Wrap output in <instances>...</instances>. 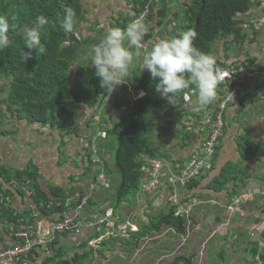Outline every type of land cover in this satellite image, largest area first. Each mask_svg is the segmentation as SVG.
<instances>
[{
    "label": "crops",
    "instance_id": "0c3cea01",
    "mask_svg": "<svg viewBox=\"0 0 264 264\" xmlns=\"http://www.w3.org/2000/svg\"><path fill=\"white\" fill-rule=\"evenodd\" d=\"M140 1L84 0L86 20L81 26V33L84 39L90 41L87 45H93V38L97 34L99 39H101V34L103 36L109 29L117 27L121 20L131 19L134 15V9ZM256 1L258 2L247 13L236 16L239 34L224 37L214 43L211 56L215 58L216 63L225 65L226 68L232 65H245L250 69L257 70L264 68V0ZM189 4H191V0H171L169 3L159 5L157 7L159 11L164 6H168L167 17L163 24L159 18V13L143 22L147 29L145 35L152 34V37L147 42H143L144 48L150 49L158 40L170 37V32L181 25L185 7ZM84 50L85 52L80 56V62L81 59L83 60L82 56L87 50L85 46ZM136 63H139V71L143 72L140 61L136 60ZM85 65L88 66L86 63ZM78 66L79 64H76L73 70H77ZM125 81L127 83L128 79ZM124 85L123 83L120 84V92H115V94L111 95V98L106 101L103 107L90 109L82 106L79 108L76 126L77 135L75 133L62 132L57 128H52L50 125L30 123L28 120L7 119L0 128L9 129L12 132L0 136V166L11 169H23L29 164H34L39 174L37 184L42 191L51 196L55 187L65 188L69 195L70 193L74 195L72 196L73 198L70 197L68 200L71 201L73 199L75 203L72 202V204L76 205L78 202L76 199L81 195V191L84 190L83 192L85 193L91 190L96 183L94 180L96 173L87 175L85 173L90 170V167L93 170L95 166L97 167V164L93 161L92 153L85 149L80 139L87 133H91L90 128L94 123V116L98 115L96 118L107 117L112 120V118L120 115L121 106L117 103L114 104V100L117 95L122 94ZM0 90L2 91V88ZM225 95L226 91L222 89L221 85H218L216 101L202 111L196 110L198 107V94L193 95L192 92L188 100L182 98L176 104H168L169 108H176L175 112L163 114V111H159L154 113V117L157 118L160 127L167 126L171 128L176 126L182 129L184 133L182 137L175 139L162 138L161 136L157 138V141H159L158 147L161 146L160 150L170 156L171 162L176 161L178 165L180 164L179 162L183 164L187 162L195 151L197 152L196 142L200 141L201 138L199 137L200 139L198 138V140L194 138V141H191L189 134L193 131L188 128V125L193 121L191 126L198 134L197 129H200V126H204L207 119L217 112ZM123 100L126 101L125 96ZM99 110L101 112L97 114ZM224 121V134L221 137L214 164L211 169L206 170L207 172L199 188L190 193L191 197H194L195 202V207L190 208H193L190 215V223L193 220L196 222L194 226L190 224L191 236L187 242L190 246H188L187 253H184V255H195V249L198 248L201 239L205 241L209 234L212 233L216 237L212 236L211 239L213 240L208 249V256L211 261L221 262L220 264H252V257L248 252L249 244L239 243V237L235 232L240 231L243 226L250 222L253 224V219L261 222L255 218H258L264 210L263 80H253L242 88L228 105L224 114ZM158 134L159 132L157 131L154 135ZM198 135L200 136V134ZM241 137H247L251 143L261 144V147L256 151L251 148V153L248 157L243 159V163L233 171L238 173L241 169L245 170L244 180L238 181L237 184L246 185L241 188L239 196L230 199L231 188H222L217 191L210 188L209 185L221 175L227 164L237 163L242 159L238 143L239 140L241 141ZM103 143L105 154L108 156V165L111 166L113 147L110 137ZM92 161L93 166H91ZM7 178L0 176V250L15 244L14 235L19 229L28 231L32 236L44 233L48 228L49 222L55 216V214L43 215L41 213L40 204L37 205L35 201L36 188L33 186L32 181L18 183L15 178ZM176 190L178 195L176 202L179 200L181 202L184 198H187L189 191H185L179 185ZM107 191L103 185L100 188H96L92 197L100 205H88V208L85 209V214L91 211L106 212L110 210L113 211L116 219L120 218V215L114 210L112 202H103V200H108L106 197ZM168 193L171 195L168 185L165 187L161 186L155 192L144 193V195L139 193L136 201L139 210L134 214L138 227L139 222L146 220L147 215L152 213L150 211L151 208H160L166 204ZM183 195L185 196L181 198ZM103 204L105 207L102 206ZM150 204L152 207H150ZM125 205L126 207L121 209L124 216L129 215L128 211H130L127 209L128 202ZM239 207L241 210L240 216L237 215ZM219 217H221V222H218ZM125 218L128 217L126 216ZM204 222L205 224H203ZM215 224L218 226V231L214 229L216 227ZM221 231H225L226 235H222ZM162 234H165V232ZM91 235V231L83 230L78 234H65L59 240L62 246L69 247L74 244H80L82 241H87ZM157 236L155 235V237ZM171 240H174V238L164 236L152 245V250L148 253L159 256L175 255L177 251H170V249L162 246L163 244H169ZM187 243H184L185 246L188 245ZM215 248L221 250V254L218 257L225 256L224 260L219 261L213 258L212 252ZM226 249L228 252L224 253L223 251ZM45 251L49 252V246L34 251L42 253V255L37 257L35 253H32L28 257V262L33 264L32 257H34L40 263L46 255ZM178 254L183 255L181 253ZM139 259L141 260V257ZM149 264H153V262H149Z\"/></svg>",
    "mask_w": 264,
    "mask_h": 264
},
{
    "label": "trees",
    "instance_id": "16d2710c",
    "mask_svg": "<svg viewBox=\"0 0 264 264\" xmlns=\"http://www.w3.org/2000/svg\"><path fill=\"white\" fill-rule=\"evenodd\" d=\"M83 1L0 0V15H5L9 19V36L12 41L8 49L0 52V78L8 81L6 94L3 95L0 90V126L7 119L28 120L30 123L50 125L62 132L73 134V130L77 126L80 107L84 106L90 109L103 107L113 95V92L109 94L101 88L99 78L94 75L95 70L88 68L82 59L80 62V56L85 52L84 46L90 43L84 39L81 33V26L86 20ZM148 2L149 0H141L134 9L133 17L129 20H121L117 27L123 29L132 20L139 18ZM257 2L256 0H191V4L185 7L181 25L170 32V37L176 35L179 30L191 29L197 34L193 42L195 46L211 55L216 41L239 34L236 16L247 13ZM67 7L76 11L77 23L74 30L66 34L61 29L59 20ZM167 8L166 5L160 11L159 9L152 10L149 19L159 13L163 24L167 17ZM40 15L47 19L46 25L41 29V44L45 47V53L38 57L36 50H32V57L25 65L20 62V53L27 50L24 48L22 38L17 33L23 27L31 25L33 20ZM79 35L80 39L77 37ZM151 37V33L145 35L143 42H147ZM76 64L79 66L77 70H73ZM215 66L219 71L226 68L225 65L219 63H216ZM127 79L128 82L123 87V94L131 98V115L124 117L121 121H119L121 113L112 120L101 117L102 122L107 125L105 127L107 136L116 134L119 140L115 166L120 176V183L116 192L115 204L112 203V206L120 215V218L117 219L118 223L122 222L123 224L128 220L125 218L126 216L134 217L135 212L139 210L136 201L140 192L142 167L146 163L145 159L165 160L177 172L182 167L181 162L179 165L176 164V161L171 162L170 156L166 153V157H161L151 138V135L155 134L159 128L157 118L153 117L154 113L165 109L169 102L156 92L155 82L151 79L148 71L144 70L137 80L130 76ZM194 89L195 86H190L189 89L179 94L176 100L184 99V95ZM125 109L126 107H121L120 110L124 111ZM175 111L176 108H169L166 114ZM100 112L99 110L97 114ZM152 114L153 116H151ZM96 116L93 118L94 122ZM11 132L12 130L0 128V136ZM238 143L242 159L237 163L227 164L221 175L209 185L210 188L217 191L222 188H231L230 199L239 196L241 188L246 185L237 184L238 181L244 180L245 170L241 169L238 173L233 171L243 163V159L248 157L251 148L256 151L261 147V144L251 143L247 137H241V141L239 140ZM102 147L104 151V143ZM193 156L194 154L188 160ZM214 160L208 170L212 168ZM91 166H93V161ZM106 167L109 177L115 175L114 169L108 163ZM206 172L205 170L183 185L167 182L171 195L168 193L166 204L160 208H151L152 213L147 215L146 220L139 222V230L130 232L129 237H115L112 234L106 236L105 232L94 231L90 238L82 243V246L73 254L69 252L75 247L62 246L58 239L59 241L49 245V252L45 251L46 255L40 263L32 257L33 264H93L92 257L97 254L104 256L114 242L128 241L130 249L135 250L143 239L162 232L164 228L172 230L178 237L187 236L190 233V224L194 226L196 221L193 220L190 223V215L183 212L176 216V212L177 210L187 211L191 207H195L194 197H191L190 193L199 188ZM90 173L93 174L92 167L85 175ZM0 176L9 179L15 178L18 183L32 181L36 188L35 201L37 205L40 204V211L43 215L59 214V218H62L69 211L67 201L74 195L72 193L69 195L67 189L62 187H55L52 190V195H47L37 184L39 174L34 164H29L23 169L0 166ZM94 177L97 182V172ZM178 185L189 192L187 198L175 204L171 197L177 195L176 187ZM83 191L76 199L78 200L76 205L83 201L90 190L85 193ZM97 202L95 198L91 197L88 205H100ZM127 202V209L130 211H128L129 215L124 216L121 209L126 207ZM150 207H152L151 204ZM106 212L100 213L106 214ZM135 222L137 223L136 219ZM218 222H221V217ZM248 244L252 264H264V232L261 237L251 240ZM97 245L99 247L95 248ZM33 253L37 257L42 255V253ZM126 253L128 254V251ZM224 259L225 256H222L220 260ZM169 264H195V255L175 256Z\"/></svg>",
    "mask_w": 264,
    "mask_h": 264
},
{
    "label": "clouds",
    "instance_id": "9594fccd",
    "mask_svg": "<svg viewBox=\"0 0 264 264\" xmlns=\"http://www.w3.org/2000/svg\"><path fill=\"white\" fill-rule=\"evenodd\" d=\"M46 23L45 16H37L31 25L17 33L27 50L20 53L21 63L27 64L32 50H36L38 57L45 53V47L41 44V29ZM59 23L64 33H71L77 23L76 11L71 7L65 8ZM9 31L8 17L0 15V52L12 44ZM146 31L141 16L123 29H109L101 42L93 47L89 66L95 68L94 75L99 78L101 88L111 94L117 85L127 79L134 60H139L141 69L148 71L155 82L156 92L169 103L176 104L179 94L190 86H195L198 94L197 111L214 103L221 81L220 72L215 66V58L193 43L196 32L191 29L179 30L176 35L160 39L150 49H145L143 39Z\"/></svg>",
    "mask_w": 264,
    "mask_h": 264
},
{
    "label": "built area",
    "instance_id": "2783aa9c",
    "mask_svg": "<svg viewBox=\"0 0 264 264\" xmlns=\"http://www.w3.org/2000/svg\"><path fill=\"white\" fill-rule=\"evenodd\" d=\"M171 0H149L147 6L139 17H143V22L147 21L151 15L152 10L157 11L159 5L169 3ZM220 72L222 89L226 91L225 98L221 101L217 112L209 117L204 126L197 129L200 134V141L196 142L197 152L194 156L184 162L179 172L174 170L170 163L165 160H150L145 159L146 163L142 167V178L140 182V195L144 193L155 192L161 186H167V182L176 184H184L194 177L199 176L202 172L210 168L214 160L221 137L224 134L225 121L224 114L228 105L234 100L235 96L244 88L249 82L261 79L264 81V68L263 69H250L245 65H232ZM193 95L197 92L194 89ZM190 92V93H192ZM190 93L184 95V99L188 100ZM178 103V100H176ZM171 104V103H169ZM170 106L167 105L166 108ZM163 109V114L169 109ZM96 123L98 124V131L94 133H87L81 140V144L86 150H91L93 161L97 164L94 172L98 173V181L94 184L93 188L87 192L86 197L79 205H74L72 202L67 201L69 211L64 217L59 218V214H55L54 219L49 222L47 230L37 236H32L24 229H19L15 232V244L11 247L0 250V264H27L28 257L41 248H46L49 245L57 242V240L67 234H78L83 230L87 231H100L105 232L106 236L113 235L115 237H129L130 232H137L139 227L135 222V218L128 217V220L123 224L118 223L113 211H107L106 214L92 211L91 214H85L84 211L88 207V201L93 195L96 188L110 187L112 182L107 173V157L105 150L103 151V140L108 138L105 127L106 123L102 122L101 117H97ZM193 121L188 125V128L194 133L192 128ZM163 178V179H162ZM175 204L177 195H173ZM72 212V213H71ZM191 215L192 209L187 211L177 210L176 216L182 213ZM262 233V232H261ZM260 233V235H261ZM254 236V235H253ZM255 237V236H254Z\"/></svg>",
    "mask_w": 264,
    "mask_h": 264
},
{
    "label": "rangeland",
    "instance_id": "374dc122",
    "mask_svg": "<svg viewBox=\"0 0 264 264\" xmlns=\"http://www.w3.org/2000/svg\"><path fill=\"white\" fill-rule=\"evenodd\" d=\"M98 32L100 33V31H98ZM104 35H105V33L103 34V36L101 34L100 35L101 39H99L98 34H97V36L93 38V45H85L87 50H86V53L84 54V56H82V58H83L84 62L88 65V68H90L91 70H95L94 67L89 66L90 62H91L92 49H93V47L97 46L101 42ZM77 37L80 39V35ZM97 41H99V42L97 43ZM138 66H139V63H136V60H135V62H133V65L130 66L129 72H128V75L132 76L135 80H137L141 76V74L143 73V72L139 71ZM7 82L8 81L0 78V88H2L3 95H5L6 91H7ZM123 84L126 85L127 84L126 81H124ZM115 92H118V93L120 92V85L116 86V88L114 89L112 94H115ZM125 98H126V101L123 100L124 94L122 92V94L117 95L115 100H114V104L117 103L121 107H126V109L124 111L123 110L121 111V115H120L121 117H120V119L118 118L119 121H121L124 117L131 115V112H132L131 98H130V96H125ZM151 116H153V114ZM159 127H160V125H159ZM90 129H91V133L97 132L98 131V124L96 122H94ZM157 131L159 132L158 135H154V134L151 135L152 141H153L154 145L156 146L155 148L158 151L159 155H161V157H166L165 152L160 150L161 146L158 147L159 141H157V138H159L161 136L162 138L167 137L169 139H175L177 137H182L184 133L182 132V129H179L176 126H173L171 128H169L167 126H161L160 128L157 129ZM189 138L191 141H194V138L197 140L199 138V135L194 133V132H191L189 134ZM110 142H111V145L113 147V150H112L113 156L111 157V161H112L111 167L114 169L115 175H110V179L112 181L110 183V187H105L106 190H108L107 195H106L108 200H103V202L109 201V202H112L113 204H115L114 202H115V198H116V192H117V189H118L119 183H120V176L117 173V169L115 166V156H116V152H117V149L119 146L118 136L116 134H112L110 136ZM106 157H107V162H108V156H106ZM93 174H95V172H93ZM184 196L185 195H183L181 198H183ZM177 198H178V196H177ZM178 202H180V200ZM102 206L105 207L104 204ZM240 213H241V210L239 207V210L237 211V215L240 216ZM255 219L259 220L261 222H257L253 219V221H254L253 224H252V222H250L249 224L243 226V228L240 231L235 232V234H237L239 237V243L248 244L250 242V240L258 238L260 236V232H262L261 235L263 234V232H264V213H262L261 215L258 216V218H255ZM203 224H205V222ZM215 226L216 227L214 229L218 231L217 224H215ZM163 232H165V234H162ZM163 232L153 234L150 237L142 240L140 245H138V247L135 250L130 249V247L128 246V242L116 241L111 245L110 249L107 250V252L104 256L97 254L96 256L92 257V262H93V264H149V262H153V264H169L175 256L180 255L178 253H181L183 255H184V253H187V248H188V246H190V244H188L187 242L190 239L191 233H189L187 236L181 238V237L176 236V234L168 228H164ZM220 233L222 235H224L225 231H221ZM155 235H158V236L155 237ZM164 236L174 238V240H171L169 244H165V245L163 244L162 246L166 247L167 249H170V251L175 250V251H177V253L175 255H172V256H169V255H167V256L160 255L159 256V255H155L152 253H148L152 250V245H154L156 242L161 240ZM212 236H215V234L210 233L209 236L205 239V241L201 239L198 248L195 249V264H220L221 263V262H217V261L216 262L211 261V259L208 256L209 245L211 244V242L213 240V239H211ZM249 238H250V240H249ZM85 242L86 241H82L80 244H74V245L70 246L72 248H74V247L75 248L72 251H70L69 253L73 254L74 251L78 250L79 247L82 246V243H85ZM208 242H209V244H208ZM184 243H187L188 245L185 246ZM96 247H99V245L95 246V248ZM127 251H128V254L126 253ZM223 252L227 253L228 250L226 249ZM219 254H221V250H219L218 248L213 249L212 255H213V258L215 260H220L222 258V257H220V258L218 257ZM139 257H141V260L139 259ZM225 264H227V263H225Z\"/></svg>",
    "mask_w": 264,
    "mask_h": 264
},
{
    "label": "water",
    "instance_id": "95a60500",
    "mask_svg": "<svg viewBox=\"0 0 264 264\" xmlns=\"http://www.w3.org/2000/svg\"><path fill=\"white\" fill-rule=\"evenodd\" d=\"M73 133H75V135H77V128H74Z\"/></svg>",
    "mask_w": 264,
    "mask_h": 264
}]
</instances>
